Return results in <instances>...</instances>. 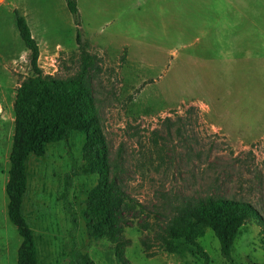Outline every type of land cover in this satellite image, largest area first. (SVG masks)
Masks as SVG:
<instances>
[{
	"label": "rangeland",
	"instance_id": "1",
	"mask_svg": "<svg viewBox=\"0 0 264 264\" xmlns=\"http://www.w3.org/2000/svg\"><path fill=\"white\" fill-rule=\"evenodd\" d=\"M77 6L80 25L65 0H0V264H17L22 241L8 219L5 186L16 89L34 75L14 9L38 44L43 77L64 79L82 53L96 56L91 87L111 170L127 195L122 236L129 264H230L210 228L196 238L206 258L184 241L167 252L159 235L185 198L206 195L248 201L264 223V0H77ZM83 141L71 132L77 163ZM70 161L64 141L26 160L21 210L37 264H68L71 231L96 264H120L108 238L85 233L83 202L97 175H72L65 187ZM231 256L233 264H264V224L247 220Z\"/></svg>",
	"mask_w": 264,
	"mask_h": 264
},
{
	"label": "trees",
	"instance_id": "2",
	"mask_svg": "<svg viewBox=\"0 0 264 264\" xmlns=\"http://www.w3.org/2000/svg\"><path fill=\"white\" fill-rule=\"evenodd\" d=\"M65 3L74 23L80 25L77 0H65ZM13 12L19 37L30 51L29 62L34 72L16 89L10 175L5 186L8 219L22 237L17 264H37L34 235L21 210L26 189V160L30 154L41 156L44 147L56 141H64L71 160L70 173L65 174V187L71 185L72 175H97L96 183L84 199L81 213L87 237L108 238L114 244V254L119 263L129 264L124 257L127 241L122 236L127 195L111 170L107 139L91 87L92 76L98 70L96 56L82 53L76 72L64 79L43 77L37 63L38 44L31 35L26 18L17 9ZM79 38L80 30H77V41ZM165 121L171 120L165 118ZM72 131L84 135L80 163L69 147ZM63 199L75 227L74 212L66 198ZM255 218L264 224L258 210L248 201L223 195L185 198L165 223L159 239L167 252H173L177 242L184 241L206 258L196 238L204 228H210L219 241L221 255L233 264L231 247L237 232L247 220ZM68 256V264H96L87 252L77 247L72 231Z\"/></svg>",
	"mask_w": 264,
	"mask_h": 264
}]
</instances>
